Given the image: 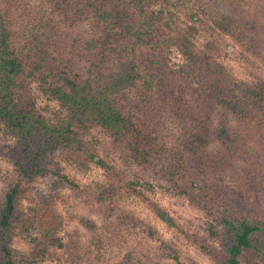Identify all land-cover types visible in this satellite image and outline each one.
<instances>
[{"label": "trees", "instance_id": "obj_1", "mask_svg": "<svg viewBox=\"0 0 264 264\" xmlns=\"http://www.w3.org/2000/svg\"><path fill=\"white\" fill-rule=\"evenodd\" d=\"M181 14L216 21L264 59V0L253 11L241 0H0V128L15 143L0 199V264L29 261L12 247L17 232L56 229L50 205L30 215L22 205L54 156L101 165L216 264H264V81L239 80L196 48L197 27L176 26ZM35 91L57 109L42 112ZM94 128L200 209L206 235L185 230L100 160L87 139ZM52 237L43 255L57 245Z\"/></svg>", "mask_w": 264, "mask_h": 264}, {"label": "rangeland", "instance_id": "obj_2", "mask_svg": "<svg viewBox=\"0 0 264 264\" xmlns=\"http://www.w3.org/2000/svg\"><path fill=\"white\" fill-rule=\"evenodd\" d=\"M241 0L245 9L253 11L256 2ZM253 5V6H252ZM197 27L191 41L196 48L215 58L230 74L251 83L264 81V59L255 57L240 46L216 21H192L181 14L176 26ZM35 38L36 35H33ZM172 61L180 62L175 48L168 51ZM37 107L44 113L57 109L55 101L48 100L38 91ZM171 134L177 126L170 125ZM170 140L171 135H164ZM97 157L118 171L121 178L133 181L135 188L164 207L180 225L192 234L206 235L207 219L203 212L185 197L174 193L153 170L132 162L127 151L116 145L100 128L87 135ZM14 139L0 128V199L3 178L13 165ZM114 183L117 190L109 197ZM115 175L93 161H78L52 157L46 171L31 184L22 205L31 214L41 205H50L57 217L54 232L57 245H48L52 233L30 226V230L17 232L12 247L20 253V264H216L205 252L195 246L177 230L167 227L150 210L147 203L134 192L120 187ZM43 256L41 259L39 256ZM243 264H256L253 262Z\"/></svg>", "mask_w": 264, "mask_h": 264}]
</instances>
